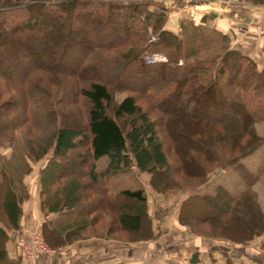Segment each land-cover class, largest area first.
I'll return each mask as SVG.
<instances>
[{
    "label": "trees",
    "instance_id": "obj_1",
    "mask_svg": "<svg viewBox=\"0 0 264 264\" xmlns=\"http://www.w3.org/2000/svg\"><path fill=\"white\" fill-rule=\"evenodd\" d=\"M162 1L0 0V61L7 57L17 66L19 58L46 56L53 49L57 54L56 67L34 64L17 86L0 73V264H12L8 243L21 229L23 204L30 198L24 179L31 163L50 153L53 158L40 172L42 212L75 214L65 230L43 225L52 248L97 228L105 213L114 215L115 233L151 240L144 192L112 194L106 187L134 166L151 174L160 192L192 185L182 189L188 198L179 224L195 236L245 246L264 235V212L254 190L258 176L248 173V187L237 196L223 187L215 194L194 193L228 167L245 173L241 160L262 145L257 124L264 121V65L232 47L227 33L207 27L205 17L200 24L184 19L178 32L171 30ZM242 1L264 6V0ZM74 43L88 49L79 69L69 68ZM156 55L167 61L147 63ZM121 91L131 95L117 102ZM72 112L80 114L79 121ZM41 128L52 132L36 138ZM181 136L185 143L170 149L168 142ZM9 145L6 157L1 149ZM103 157L109 164L98 172ZM197 205L205 208L202 215L194 211ZM201 228L209 235L199 233Z\"/></svg>",
    "mask_w": 264,
    "mask_h": 264
},
{
    "label": "rangeland",
    "instance_id": "obj_2",
    "mask_svg": "<svg viewBox=\"0 0 264 264\" xmlns=\"http://www.w3.org/2000/svg\"><path fill=\"white\" fill-rule=\"evenodd\" d=\"M123 1L131 2V0H123ZM132 1H138V0H132ZM162 4L168 9L167 11H168V16L170 17V19H173L176 13L180 14L181 12H183L184 17L195 21L197 24H200L202 22V18L205 17L204 23L207 27L220 30L224 33H226L225 31H227V35L230 37L232 47H234V45H236L235 43L239 40L238 39L239 33L236 31L237 24L241 20H245L247 23L251 21L253 22L254 21L252 19L253 14H256V13L264 14V6L255 7L254 5H252V3L247 2V1H242V0H163ZM48 25H50V23ZM238 27H241V26H238ZM240 32H243V30H241ZM102 36L103 34L94 33V38H96L97 40L102 39L103 38ZM239 38L241 39V36H239ZM72 49H73V54H74V60L71 59L73 63L70 62L71 64H69L70 65L69 68L77 69L78 62H80L82 56L84 55V53L88 51V49L83 44H80V43H74V45L72 46ZM54 50L55 49H53V51L46 56H40L38 54L37 55L34 54L30 58H25V59L19 58V60L17 61L22 62V65H17V66L16 64H14V61L11 63L10 62L11 60L6 57L5 59L0 61V73L5 74L8 77H10L11 83L17 86L22 79L25 69L31 68V66H33L34 64H41L43 66H48L52 68L56 67L55 56L57 54L55 53L56 51ZM263 50L264 48L258 49L257 51H255L254 54H256V56L253 54V58L259 63L260 66L264 65ZM161 56L164 57L167 61L166 56L164 55H161ZM69 68H68V71L70 70ZM67 81H68L67 83H69V80ZM68 85L69 84H67V86ZM58 88L60 89V86ZM67 91H68V88L65 87V92ZM129 95H131V93H128L126 91H121L115 95V98L117 102H121L122 99H124L125 97ZM4 99H8V96L6 97L4 96ZM139 101H140V104L144 108H148L150 106V103L146 100L139 99ZM167 108L174 109V105L169 104ZM194 108H195V105H192L190 107V110H193ZM72 113H73L72 114L73 119H75V121H79L80 114L78 112H72ZM216 114L218 117H221L223 116L224 112H222V110H219ZM159 117L160 116L158 115V113H154V119L157 120ZM158 126L160 129L161 137L166 138L165 134H163L164 133L163 128L160 127L161 125L158 124ZM51 132H52L51 129L41 128L39 129V132H37L36 138H45L48 135H50ZM257 132L264 139V121L257 124ZM176 141L177 143H173L170 141L168 142L170 149L172 148L173 144L175 147L177 146L179 147L180 145L185 143L183 136L177 138ZM11 152H12L11 145L1 149V154L5 155L6 157H10ZM74 157H76L75 154H69V161H74L75 160ZM52 158H53V155L52 153H50L43 160H40L37 163H31L32 171L24 179V183L30 193V198H31L32 192H34L36 189L35 186H38L37 189L41 196L42 188L40 185V172L42 168L45 167L46 164ZM169 158L173 163L178 164V160L175 154L171 151L169 153ZM16 163L17 162H14V164ZM241 163L245 169V173H242L233 167H228L224 170H221L216 175L212 176L207 182L205 187H201L195 190L194 193L204 192V189H206L207 194H215L218 187H223L232 196H237L241 194V192H243L245 189H247L248 187L247 177L249 174L252 176H256V177L258 176L259 178L256 180L254 184V190L258 194V198L260 200V204L264 212V141L262 145L254 153L243 158L241 160ZM108 164H109L108 157H103L100 160H98L97 162L98 172L104 171L107 168ZM152 178L153 176L151 174L146 173V172H141L140 170L137 169L136 166H134L131 169L125 172L119 173L116 176L112 177L106 183V187L109 189V191L112 194H115L122 190H133V191L142 190L144 192V195L147 198V212L151 220V224H152L151 229L153 231L152 233H154L153 238L151 240L141 241L140 240L141 237L139 236L129 235V234L126 235V234L117 233V232L115 233L114 222H113L115 217L114 215L112 216L111 214H108V213H105L106 218L97 225V228H93V229H90L89 231L84 232L79 238H77V240L98 238V239H105V240L111 239V240H115L120 243H128V245L129 244H133V245L144 244V243L155 241L156 228H160V225L156 227V224L153 218L154 217L153 215L155 212L160 213L162 217L165 219L166 218L168 219L171 216L176 215V217L178 218V223H179V213H180L181 205L184 202V200L188 198V192L182 189L188 188L192 185L175 184L177 188H170L167 191L160 192L153 188ZM29 199L27 201H29ZM27 201L24 202L23 208L25 204L27 203ZM193 209L196 213H198L199 215H202L205 208H202V206L197 205V206H194ZM93 217L94 215L90 216V218H93ZM109 229L110 230L112 229V230L110 231ZM106 230L110 231V234H107ZM188 230L190 231L191 234H193L189 228ZM113 231H114V234H112ZM198 232L209 235V233L207 232L205 228L198 229ZM30 234L31 233L29 234L21 233L19 236L17 235V238H19L20 236L25 237ZM38 234L42 235L43 240L46 243L42 231H38ZM254 241H256V239ZM245 246H248V245L246 244ZM48 247L52 251H54L55 254L57 253L58 248H52L50 246ZM234 249L236 251L235 253H239L236 248ZM261 259H263V257Z\"/></svg>",
    "mask_w": 264,
    "mask_h": 264
},
{
    "label": "crops",
    "instance_id": "obj_3",
    "mask_svg": "<svg viewBox=\"0 0 264 264\" xmlns=\"http://www.w3.org/2000/svg\"><path fill=\"white\" fill-rule=\"evenodd\" d=\"M174 16L167 25L171 30L178 32L182 21L187 18L184 17L183 12ZM252 19L253 22L247 23L241 20L237 24L239 40L234 45V48L251 57L255 51L264 48V14H253ZM241 30L243 32H240ZM35 188L23 208L20 219L21 229L16 232L18 234L12 233L8 243V260L12 264H228L229 261L231 264H264V235L247 244L248 246L234 245L221 239H204L191 234L188 228L180 226L176 215L165 219L156 212L153 218L156 227L160 225V228H156L154 243L128 245L111 239L76 240L58 248L57 253L52 257H44L41 261H30L18 249L17 235L42 231L44 224L50 228L65 230L74 224L75 218V214L72 213L45 216L41 209L42 200L38 186ZM234 248L239 253H235ZM194 258L196 263L192 261Z\"/></svg>",
    "mask_w": 264,
    "mask_h": 264
},
{
    "label": "built area",
    "instance_id": "obj_4",
    "mask_svg": "<svg viewBox=\"0 0 264 264\" xmlns=\"http://www.w3.org/2000/svg\"><path fill=\"white\" fill-rule=\"evenodd\" d=\"M148 63L164 62L166 59L162 56L156 55L147 57ZM18 249L22 252L25 258L30 261H41L44 257L54 256L52 251L44 242L42 235L38 231L32 232L25 237H19L16 240Z\"/></svg>",
    "mask_w": 264,
    "mask_h": 264
}]
</instances>
